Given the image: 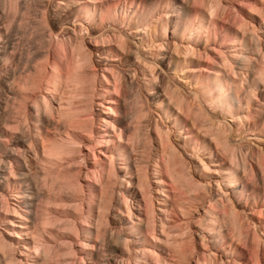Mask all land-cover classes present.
<instances>
[{"label": "bare ground", "instance_id": "1", "mask_svg": "<svg viewBox=\"0 0 264 264\" xmlns=\"http://www.w3.org/2000/svg\"><path fill=\"white\" fill-rule=\"evenodd\" d=\"M21 1L23 0H0L2 16L6 14L12 21L27 20L25 17H31L37 22V24L33 23L34 30L37 29L35 34L41 33V35L40 37L38 35L40 39L37 37L36 46L34 48L30 46L24 52L23 39L20 38L18 43H14V47L10 49L9 42L6 41L11 34L8 33L10 28L3 26L4 30H0V76L4 77L2 79L4 105L12 108L9 111L3 107L5 112L3 109V112L0 110V128L3 130L1 136L3 140L5 138L15 142V148L9 147L8 141L5 142V147L0 148V225L4 227L0 226V264H59L61 261L64 264L70 262L89 264L87 260L91 263L95 262L93 250L98 240L105 237L109 224L108 214L112 208L113 184L117 178L115 152L123 161L124 169L128 170L129 167L128 151L116 142L117 138L120 140L124 138L122 127H119L118 131V121L113 118L120 113V101H124L125 104L131 101L129 118L135 121L133 129L135 134L130 135L126 132L128 134L126 140L132 142V138H135L143 143V138L150 134L149 126L142 118L145 111L141 101L136 92L132 91L131 85L126 83L127 70L123 71L119 69L120 66L109 65L99 72L96 69L93 54L96 51L97 56L107 61L121 63L125 54L129 52L128 40L123 31L118 34L114 32L115 29L112 30V27L117 24L122 27L123 25L132 27L134 21L138 19V24L145 27L146 33L144 37H137L139 48L137 47L138 50L135 48L137 57L135 59L145 62L147 66L144 65L148 71L150 68L149 73L142 67L140 72L148 93H151L158 82V76L154 73L156 70L154 61L160 60L157 59L160 53L157 52L165 47L162 40L168 36L169 26L168 24L160 25L163 38L159 39L158 21L154 20L152 15L154 8L159 7L158 3H154V8L149 12L145 10L142 12L139 8L140 4H143L142 0H140L141 3L138 0H114L113 3L108 1L104 3L103 0H55L57 19H61L64 12L71 10L70 13H66L69 15L64 14L65 21L70 20L71 24L80 25L77 28L74 26V29H70L67 33H64L63 29L61 34L56 33L57 31H48L47 36L42 33V30L49 27L48 22L51 21L52 15L47 10L49 6L43 2L45 0H26L24 8ZM193 1L195 4H202L203 9L199 10L196 5L193 17L190 15L182 18L186 23L185 26L175 25L174 27L175 35L181 36L183 41L182 48L180 50L176 48L177 67L174 76L179 83L186 81L181 77L185 74V69L193 63L192 59L199 51L197 42L203 36L207 40L210 39L216 27L214 17L216 18L215 15L222 4V0ZM176 6L180 9L181 5L177 3ZM32 9L34 13L36 9H39L42 16H34ZM259 24L262 26L264 20ZM249 27L260 39L257 28L255 29L252 22L249 23ZM133 31L140 32L141 29ZM89 32L95 33V36ZM243 46L247 47L245 41ZM258 48L257 51L263 57L264 48L261 49L260 46ZM127 57L126 54L124 60ZM140 61L138 62L141 63ZM130 65L135 67L138 63ZM261 70H257L255 75L263 81ZM128 76L136 78L137 69L128 73ZM213 83V87H209L206 91L203 89L201 92L200 89L191 92L192 104L187 103V100L179 93L180 91L172 95L170 93L168 103L161 104L160 110L163 118L172 124L173 128L180 129L183 124L182 114L189 116L193 128L196 127L198 132L193 136L191 133L194 129L186 125V130L190 131L186 138L202 139L199 151L203 150L204 155H208L207 159H209V163L202 159L200 162L202 169L211 170L208 165L213 164L211 165L215 168L213 172L223 175L222 179L227 189H233L243 181L242 175L247 172L244 166L246 160L242 161L243 156L240 157L241 159L238 157L240 151L237 153L238 149L229 137V129L223 125L226 124V118L223 120H219L217 116L210 118L209 112L215 113L216 110H220L221 113L236 117L238 120H242V117L238 115L236 105L227 94L223 79L216 77ZM253 87L249 88L253 90ZM96 98L102 102L97 103ZM95 105L103 107V113L98 115V120L94 119ZM202 106L207 107L205 112L209 119L199 114L200 111L198 113L197 109L201 110ZM50 122L53 129L48 124ZM154 132L157 148L153 161V177L161 193H165L167 197L168 187L166 186L176 184L184 190L185 188L189 190L191 196L187 205L206 198L204 185L196 181L192 183L190 178L186 177L185 171L179 170L180 164L176 161L179 150L172 142L170 129L167 130L161 123L156 122ZM102 145H106L108 151L105 159L96 154V148ZM213 145L219 148L217 155ZM85 149L89 151L87 154L84 153ZM89 159H93L91 167L88 163ZM84 168L87 170L85 171ZM127 175L130 177L129 171ZM81 177L92 180V183L88 185L87 196L76 195V197L75 193H83L85 190ZM216 202V197L210 200L213 206ZM179 203L177 208L183 217L190 216L192 209H196L195 206L187 208L184 202V204H181V201ZM159 204L161 207L158 209L160 212L158 223H154L153 230L159 231V236L156 238L170 247L171 255L173 254L171 256L173 262H168L166 256H161L162 263L190 264L189 252L187 253L183 244L185 231H183L184 234L180 232L176 234L168 229L166 220L171 209L166 200L159 201ZM60 206H65L64 211L67 206L75 211L69 213L62 211L63 215ZM210 206L212 209L213 206ZM212 210L207 212V215H211L210 225L207 227L209 232H221L225 224L231 233L242 236L234 216L227 212L229 217L222 219ZM128 211L130 213V207ZM55 228L63 229L62 236L57 235L58 231H55ZM70 233L78 236L81 250L85 252L84 257L77 255V260L74 259L77 252L72 248L75 243L73 244ZM56 242L59 244L57 245ZM136 258L141 259L140 256ZM197 263L216 264L217 262L212 259L210 261L197 259Z\"/></svg>", "mask_w": 264, "mask_h": 264}, {"label": "rangeland", "instance_id": "2", "mask_svg": "<svg viewBox=\"0 0 264 264\" xmlns=\"http://www.w3.org/2000/svg\"><path fill=\"white\" fill-rule=\"evenodd\" d=\"M107 1L113 3L114 0H103L104 3H108ZM138 1L140 3L143 1V4H140L141 7L139 6L142 12L144 10L149 12L150 9L154 8L153 4L158 3L159 7L156 6L152 14L154 20L158 21L157 28H160V25L163 24H168L169 26L168 36H166V38L161 37L163 31L161 28H158V34H160L158 35L159 39L162 40L163 38L162 41L164 42L165 47L157 52L160 53V57L157 59L160 60L154 61L156 63V70L154 73L158 76V86H155V90L148 93L147 86L144 84L140 72L141 67L142 69H145L147 73L150 72V68H148V71L145 62L143 63L142 60L135 59V51L139 48V40H137V37H144L146 33V29L144 30L145 27L138 24V19L134 21L132 27H126L124 25L122 27V25L119 24L112 27V30H116H114V32L119 34L123 31L122 33L127 36V47L129 48V52L126 54L129 58L127 57V59L124 60V58H126L125 54L121 63L110 62L103 59V57L97 56L96 51L94 52L93 57L97 67L96 69L99 72L109 65L120 66L121 68L119 69L123 71L127 70L128 73L137 69L138 76L136 78L129 77L128 73L126 74L125 72V80L126 83L131 85L133 89L132 91L136 92V95L141 101V106L145 111V114H142V118H144L143 120L146 122L145 124L149 126L150 134L146 136L148 139L143 138V143L140 142V140L137 141L135 138H132V142L126 140L128 134H135V130L133 131L135 121L129 118L131 113V101L128 103L126 102V104L124 101H120V113L113 118L118 121L117 130L119 127H122L124 138H122V140L117 138L116 142L119 143V145H122L124 150L128 151L130 157L129 167L128 170L124 169L123 161L118 158V153L115 152V159L117 161V178L115 181L117 183L115 182V184H113L114 192L112 193V208H110L108 214L109 224L105 231V237L98 240V243L93 250L95 262L91 263L89 260L87 261L89 264H165L162 263L161 260L163 258H161V256H166L168 262H173L171 257L173 254L171 255L172 252H170L171 248L163 244L162 241L160 242V240L156 238L159 236V231L153 230L154 223H158V216L160 213L158 209L161 207L159 201L163 202V200H166L171 209V213L168 214L169 217L166 220L168 223V229L172 230V233L177 234L180 232V234H184L183 231H185L187 234L184 235L185 241L183 244L186 247L185 250L187 253H190H188V257L191 259L190 264H198L197 259H200L201 261H210L212 259L217 262L216 264H264V56L262 57L259 51H257L259 46L261 49L264 48V24H262V26L259 24L264 20V0H222L221 9L216 13V18L214 17L216 27L213 29L210 39L207 40L203 36L201 40L197 42V49H199V51L193 57V63L185 69V74L181 77L186 80L184 83H179L174 76L177 67L176 48H179L180 50L183 44L181 36L177 34L175 35L174 27L175 25H179L180 27L185 26L186 23L185 21L183 22L182 18H187L190 15L193 17L196 12L195 8L198 7L199 10H202L203 5L195 4L193 0ZM25 2L26 0L21 1L23 8L26 6L24 4ZM43 2L49 6L47 10H49L50 15H52L50 19L51 21L48 22L49 27L47 26V29L42 30V33L45 35H49L48 31H57L56 33L61 34L64 30V33H67L70 29H74V26L77 28V26L80 25L78 23L73 25L70 20L65 21L66 16L64 14L70 13L71 10L64 12L63 16L60 17L61 19H57L55 0H45ZM177 3H180V9L177 8ZM49 4L51 5V8ZM1 7L0 3V8ZM35 11V13L34 10L31 11L34 16H42L39 9H36ZM25 18H27V20L12 21V19L6 14H3L2 16L0 11V28H2L0 30H4L3 26L5 28H10L8 33L11 34L6 40L9 42L10 49L14 47V43H18L20 38L24 40V52L30 46L34 48V46H36L35 43L38 42L37 37L39 34H35L37 29L34 30L35 28H33L35 20L31 17ZM250 22L255 25V29L257 28V34L260 36V39L250 30ZM35 23L37 24V22ZM138 27L140 28L137 29ZM133 30L140 32H134ZM89 33H92L95 36V33ZM39 37L38 39H40ZM242 39L247 45V47L245 46L246 48L243 46ZM86 40L89 42L88 37H86ZM239 40H241L242 44ZM89 45L90 47H93L91 44ZM149 60L153 61L154 59ZM136 63H138V65L135 67L130 65ZM122 64L124 66H122ZM257 70L263 72V81L259 76L255 75ZM177 73L178 75L181 74H179V71ZM0 77V110L3 112V107H5L10 111L12 108H8L4 105L5 96L3 94L4 86L2 84V79H4V77L2 75ZM216 77L223 79L227 94L236 105L238 115L242 117V120H238L236 117L235 119L221 113L220 110H216L215 113L211 111L209 112L208 110L210 118L212 116H217L218 119L220 118L219 120L226 118L225 123L228 125H223L228 127L229 137L232 143L237 147V153L240 151L238 157L240 158L243 156L241 157L242 161L246 160L244 166H246L247 172L242 175L243 181L238 183L233 189H227L225 181L222 179L223 175L215 174L213 172V169H215L211 166L213 164L208 165L211 170L205 171V169H202L200 163L202 159L206 163H209V159H207L208 155H204L205 153L203 150L199 151L200 140L202 139L195 138L192 140L186 138L190 132L186 130V125H188L190 129H194V132L191 133L193 136L198 132L196 127L193 128L189 116L182 114L183 124L180 129L177 127L173 128V125L163 118V113L160 110L161 104L164 105L168 103L169 94L171 93L170 95H172L174 92L179 91V93L187 100V103L192 104L191 92L200 89L202 92L203 89V91H206L209 87H213V82ZM251 85L254 86L253 90L250 89L252 87ZM96 102L99 103L102 102V100L96 98ZM194 107L198 108V106ZM102 111L103 107L95 105V120L99 119L98 115L102 114ZM197 111L198 113L200 111L199 114L209 119V116H206L207 107L202 106V109H197ZM128 112L129 114H127ZM156 122L161 123L162 127L165 129H170L172 142L179 150V155L176 157V161L180 164L178 166L179 170L185 171L186 177L190 178L192 183L201 182V184L204 185L207 191L204 192L206 193V198H203L199 202H194V204L189 203L187 205L190 198L189 196L191 195H189V190H186V188L184 190V188H180V186L170 183L171 185L166 186V188L168 187L166 189V197L165 193H161L159 190L160 188L157 187L154 179L155 177H153V161L157 148L156 133L154 132ZM48 124L50 126L51 122ZM237 125H239V127H237ZM50 127L53 129L52 125ZM237 128H239L238 131ZM0 132V136L3 135V130L1 128ZM126 132L128 134H126ZM7 141L10 142L9 140H5V138L3 140L1 136V149L5 147V142ZM8 144L10 145H8L9 147L15 148L14 141L12 142L11 140ZM196 149H198V151H196ZM213 149L217 155L219 148H216V146L213 145ZM88 152V150H84L85 154ZM241 153H243V155H241ZM96 154L98 157L105 159L108 155L106 145L96 148ZM88 161L89 166L91 167L93 159H89ZM84 170L86 171L87 168H84ZM128 171L130 172V177L127 175ZM128 181L129 183H127ZM81 182L83 183V188L85 189L83 190L85 193L84 191L83 193H75V196L85 197L86 193H88V185L89 183H92V180L81 177ZM214 197H216L217 200V202L214 203L215 207L213 206V203H210V200ZM180 201L181 204L186 203L187 208L188 206L189 208L191 206L196 207V209L191 207L193 209L191 214H189L190 216L183 217L180 215L181 213L177 208L179 207L178 205H180ZM12 202L15 201L12 200ZM152 202L154 203L153 205L151 204ZM218 203H220V205ZM210 205L213 206L212 209H215L212 210ZM61 206V212L68 211L69 213L75 211L69 206H67V208L69 207L68 210H66V208L64 211L63 208L65 206ZM171 206L174 207L172 208ZM129 207L131 209V215L128 213ZM155 210L156 212H154ZM208 210H212V212L216 214L218 213L217 215L222 219L229 217V215L234 216L240 226L239 228L242 236L239 237L236 234L231 233L230 229L225 224V226L223 225L221 232H209L207 227L210 225L211 215H207ZM227 212L229 215H227ZM79 224L81 226V223ZM0 226L1 228H4L2 225ZM82 226L86 225L82 224ZM184 228L189 231L187 232ZM54 230L56 231L57 229L55 228ZM57 231V235L59 234L58 236H62L63 229H58ZM70 236L73 240V244L75 243L72 245V248L77 252L74 259L77 260L78 256L84 257L85 252L81 250L82 246L78 243V236L76 234L74 235V233H70ZM75 237L77 239H75ZM57 242L56 244L58 245L59 243ZM163 245L165 246L163 247ZM168 248L170 249L167 251ZM138 256H140L141 259L138 258L139 260H137L136 257ZM59 264L64 263L61 261ZM69 264L73 263L70 262Z\"/></svg>", "mask_w": 264, "mask_h": 264}]
</instances>
